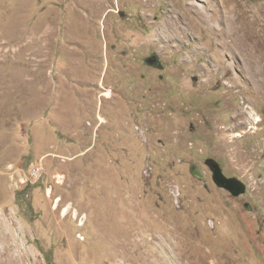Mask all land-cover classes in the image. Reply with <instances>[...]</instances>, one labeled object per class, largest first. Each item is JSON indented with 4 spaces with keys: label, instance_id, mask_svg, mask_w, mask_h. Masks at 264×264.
<instances>
[{
    "label": "rangeland",
    "instance_id": "obj_1",
    "mask_svg": "<svg viewBox=\"0 0 264 264\" xmlns=\"http://www.w3.org/2000/svg\"><path fill=\"white\" fill-rule=\"evenodd\" d=\"M34 33L30 77L0 54V264H264V0H0V50Z\"/></svg>",
    "mask_w": 264,
    "mask_h": 264
},
{
    "label": "bare ground",
    "instance_id": "obj_2",
    "mask_svg": "<svg viewBox=\"0 0 264 264\" xmlns=\"http://www.w3.org/2000/svg\"><path fill=\"white\" fill-rule=\"evenodd\" d=\"M45 41H46V35H42V34L38 35V33L35 34L34 37H32L31 35H28L26 41L20 44H15L11 47H8L7 49L5 48L1 49L0 54L5 53L6 56L8 55L7 57L12 56V58L16 59L18 63L17 65H21V67L24 66L22 69L20 68L17 71L19 78L30 77L31 76V66L36 65L38 69L41 66H43L42 58L46 56L47 54V51H46L47 44L45 43ZM109 93L110 92L106 93V95H109ZM247 113H248L249 118L253 119L255 123H258L261 120V117L259 116V114L253 109H250L249 111H247ZM66 214H68V212ZM181 251L182 252L180 253V255L182 256L185 252L182 249Z\"/></svg>",
    "mask_w": 264,
    "mask_h": 264
},
{
    "label": "built area",
    "instance_id": "obj_3",
    "mask_svg": "<svg viewBox=\"0 0 264 264\" xmlns=\"http://www.w3.org/2000/svg\"><path fill=\"white\" fill-rule=\"evenodd\" d=\"M14 181V186L20 188L22 186L37 184L45 174V166L43 162L32 164L27 168L19 166L14 162L8 164V172Z\"/></svg>",
    "mask_w": 264,
    "mask_h": 264
},
{
    "label": "water",
    "instance_id": "obj_4",
    "mask_svg": "<svg viewBox=\"0 0 264 264\" xmlns=\"http://www.w3.org/2000/svg\"><path fill=\"white\" fill-rule=\"evenodd\" d=\"M198 173H199V176H203L202 175V173L200 172V171H198ZM214 180H215V182L218 184V185H224L225 183H226V181L228 182V181H231L232 182V184L231 183H229V186H227L228 187V189H230L233 193H235V194H239L240 193V191H242L241 190V188H237V187H235L234 185H233V181H234V179H228L227 177H225L224 175H223V173H221V171H220V169L218 168L217 170H215L214 171ZM235 189H238V190H235Z\"/></svg>",
    "mask_w": 264,
    "mask_h": 264
}]
</instances>
